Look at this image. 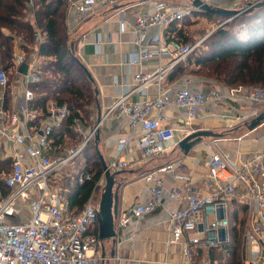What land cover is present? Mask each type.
Here are the masks:
<instances>
[{
	"label": "built area",
	"instance_id": "obj_1",
	"mask_svg": "<svg viewBox=\"0 0 264 264\" xmlns=\"http://www.w3.org/2000/svg\"><path fill=\"white\" fill-rule=\"evenodd\" d=\"M119 1L69 0V12L74 18L70 28L78 27ZM202 1L210 5L213 0ZM255 2L233 0L232 10L244 12ZM139 5L143 7L134 14L132 22L136 51L128 56L127 62L134 66L152 59L158 62L152 70L134 73L132 86L108 109L106 116L124 119L129 130L118 141V151L137 147L146 160L160 157L177 146V133L181 140L199 130L194 125L208 107L235 101L248 103L251 112L246 116V124L264 115V86L206 90L203 83L190 78L167 85L173 70L185 64L203 40L184 43L167 36L166 32L173 24L192 16L197 8L167 1H142ZM119 24L123 31L125 23ZM15 43L13 64L18 79L11 82L9 71L0 67V144L6 158L12 159L11 171L5 178L9 192L0 191V264H100L103 242L91 229L98 223L100 200L96 198V191L105 183L104 170L82 208L68 207L61 189L55 186L58 175L74 163L87 143L95 138L96 130L85 134L84 123L76 118L73 131L84 140L64 153H55L52 135L69 118V107L51 101L45 112L30 108L35 99L31 86L41 81L38 69L42 58L35 53L28 57L18 41ZM26 62H29V71L22 75L19 69ZM153 86L157 92L150 96ZM10 89L15 101L12 110L7 108ZM167 110L184 111L183 126L176 128L168 125L165 118L153 116L155 112ZM128 165L126 160L116 159L108 167L116 172ZM180 168V162H175L145 174L147 199L134 205L119 226L128 228L134 218L166 210L165 222L172 234L169 244L181 247L184 264H196L195 255L199 250L230 242V208L237 201L244 206L248 217L243 231L242 264H264V150L238 154L235 159L222 151L215 152L208 160L206 176L210 187L207 192L197 190ZM167 172L173 174L176 182L170 187L166 186L163 176ZM93 178L94 173L89 170L77 176L80 184ZM166 200L176 203L177 207L170 208ZM221 214L224 217L220 219ZM208 215L213 217L212 221ZM135 237L133 232L132 238Z\"/></svg>",
	"mask_w": 264,
	"mask_h": 264
},
{
	"label": "crops",
	"instance_id": "obj_2",
	"mask_svg": "<svg viewBox=\"0 0 264 264\" xmlns=\"http://www.w3.org/2000/svg\"><path fill=\"white\" fill-rule=\"evenodd\" d=\"M142 1H167L184 6H192L194 2V0H120L117 5L98 11L95 15L83 21L78 27L72 29L70 26L74 23V18L69 12L68 0L67 28L70 41L74 45L76 56L89 70L95 92L97 91L94 104V118L96 121L92 126L93 130H96L99 110L103 116L99 126L100 140L97 143L95 142L96 151L101 154L108 165L116 159L126 160L129 163L128 167L122 170L123 173L116 176L117 185L115 190L119 196L118 216L115 220L117 237L115 241L107 240L103 242L101 249L103 260L100 264H184L181 247L169 244L172 234L165 222L166 210L159 209L143 218H134L128 228L119 226L126 213L134 205L146 201L148 183L143 178L145 174L163 165L180 162L181 172L191 179L194 187L199 191L207 192L210 187V181L206 176L208 160L215 152L222 151L230 158L235 159L238 154L264 150V122L252 131L247 128L248 132L243 136L231 138V143H228V139L224 138V131L236 135L241 130V126L246 124L244 123L246 116L251 112L250 104L235 101L223 104L220 107H208L203 111V117L195 123L194 127L199 130H212L215 133L223 134V136L211 138L218 140L215 144L213 143L214 140L205 138L200 144L193 147L187 156L183 155L178 146H175L166 154L151 160L144 159L141 150L137 147L126 149L122 153L118 151V141L124 138L129 130L124 119L117 118L114 115L106 116L108 109L132 86L134 73L141 69L152 70L158 62L157 59H152L138 66L129 65L127 62L128 56L136 51V46L133 44L132 22L134 14L143 7L139 5ZM233 4V0H213L210 6L230 10L234 7ZM211 17L196 10L192 16L173 24L166 32L167 36L174 39L179 34L182 36L181 38H183L184 34L187 35L184 21L189 19H218L219 23L223 25L221 22H223L224 18L213 15ZM120 21L125 23L123 31L120 30ZM219 27H215L213 32ZM17 41V39L14 41L13 52ZM20 49L23 51L21 46ZM180 66L184 68V64ZM14 70L13 64V67L9 69V73L16 80L19 76ZM184 78L190 77H184L183 73L181 77L175 80L172 78L169 80L168 78L167 85L177 84ZM196 83H203L206 90L214 87L227 88V86H221L213 82L196 81ZM156 92L157 89L154 86L149 90L150 96H153ZM14 103V99L9 95L7 108H12ZM153 116L165 118L170 126L176 128L183 126L184 111L167 110L155 112ZM83 129L85 134H88L89 130H91L86 126ZM179 141L180 136L177 133L175 143ZM163 176L166 179L167 187L176 183L172 173L167 172ZM177 184L180 185L181 182ZM165 203L170 208L174 209L177 207L176 203L169 200H166ZM232 206L233 202L230 211ZM91 231L99 235L98 223L93 226ZM133 232L136 234L135 238H132ZM197 255L198 264H211L207 258V250H199Z\"/></svg>",
	"mask_w": 264,
	"mask_h": 264
},
{
	"label": "trees",
	"instance_id": "obj_3",
	"mask_svg": "<svg viewBox=\"0 0 264 264\" xmlns=\"http://www.w3.org/2000/svg\"><path fill=\"white\" fill-rule=\"evenodd\" d=\"M67 9L68 0H32L31 3L29 0H0L1 68L8 72L13 67V45L17 39L27 56L35 53L44 61L43 67L39 68L42 80L31 86L35 99L30 108L45 112L49 101L69 107V118L52 135V145L55 148H60L66 138L77 136L73 131V120L76 118H80L85 124L90 122L94 125L96 121L94 84L76 61L75 51L72 52L67 28ZM207 16L212 18L211 15ZM224 22L225 19L221 22L223 25L205 40L209 50L199 54L194 65L202 68L199 73L206 74L204 79L207 83L213 82L227 88L244 86L252 89L264 86V5L225 24ZM181 37L179 34L174 39L189 43L187 35ZM183 73L182 67L178 66L168 78L175 80ZM12 76L10 74V81ZM93 141L95 145V140ZM88 147L87 143L76 158L85 157V164L82 169L79 167L75 171L72 181L65 176L61 178L64 182L61 193L70 208H82L96 183L102 178L103 168L96 146L91 147L95 152L91 157L85 155ZM58 150L56 153L61 154ZM11 167L12 159L0 158V191L4 194L9 192L5 178ZM88 170L94 173V178L83 184L78 183V173ZM59 181L58 178L55 183ZM233 202L236 207L233 218L236 221L239 204L237 201ZM240 207L245 211L244 206ZM231 233L233 243L227 242L218 248L207 250V258L211 264H242L244 244L236 223L231 227Z\"/></svg>",
	"mask_w": 264,
	"mask_h": 264
},
{
	"label": "water",
	"instance_id": "obj_4",
	"mask_svg": "<svg viewBox=\"0 0 264 264\" xmlns=\"http://www.w3.org/2000/svg\"><path fill=\"white\" fill-rule=\"evenodd\" d=\"M264 5L263 0L256 1L251 7H249L244 12H239L236 10H226L220 8H213L212 6L208 5L207 3L203 2L202 0H194L193 6L197 8V11L204 15H213L219 16L225 19V23L231 21L235 17L252 12L254 9L261 7ZM72 52L74 53V45L71 44ZM76 61L80 65V67L86 72L87 76L92 80L91 74L87 67L80 61V59L75 56ZM28 72V66L23 64L20 69L19 73L22 75H26ZM97 93V91H96ZM103 120V116L101 111H98L97 117V124H96V134H95V142H99L100 140V129L99 126ZM264 122V115L255 118L254 120L250 121L249 123L245 124L248 130L252 131L260 126ZM223 134L215 133L212 130L208 129H200L195 131L193 134L181 139L177 146L179 150L183 153V155L187 156L190 150L195 147L196 145L200 144L205 138H219L222 137ZM102 168L105 172V186L103 192L101 194V198L99 201V210H98V231H99V238L102 242L107 240H116L117 232H116V225L115 220L118 216V208H119V196L118 192L115 190V186L117 185L116 176L122 174V171L112 172L108 167V164L105 162L104 158L101 154L97 151ZM224 215H220V219L223 218ZM202 230V227L200 228Z\"/></svg>",
	"mask_w": 264,
	"mask_h": 264
},
{
	"label": "rangeland",
	"instance_id": "obj_5",
	"mask_svg": "<svg viewBox=\"0 0 264 264\" xmlns=\"http://www.w3.org/2000/svg\"><path fill=\"white\" fill-rule=\"evenodd\" d=\"M222 24L219 23V20L218 19H213V20H209V19H198V20H195V19H189V20H185L184 21V28H186L185 30H187V36L190 38V41L189 42H197L199 40H203L205 41L212 33H213V30L215 29V27H219L221 26ZM207 42L205 41L204 43L202 42L200 44L199 47H197L194 52L191 54V56L189 57V59L187 60V62L184 64V68H182L183 72H184V77H190V78H193V80H196V81H205V75L204 73L200 74V70L202 71V68L199 67V66H196L194 65V62H195V59L196 57L201 54V53H204L205 50H209L207 44ZM29 57V56H28ZM43 59L41 60V62L39 63L40 64V67L42 68L44 63H43ZM0 67H2L0 65ZM47 75L49 74V72L46 73ZM49 76V75H48ZM14 81V76H12L11 78V82ZM10 92H11V89L9 90L8 92V97L10 95ZM10 110H12L10 107H8ZM85 124V123H84ZM86 127H88V129H91L89 131H92L93 130V125L92 123L90 122H86V124L84 125ZM246 125H242L241 126V130L239 132L236 133V135H232L231 132H226L224 131L223 134L224 135V138L225 139H228V143H231V138H236V137H240V136H243L245 133H247V127H245ZM230 138V139H229ZM83 137H78V136H74V137H68L65 139L63 145L59 148V147H56V150H59L57 151L58 153H64L66 152L68 149L72 148V147H77L79 146V144L81 143V141H83ZM94 138L92 140H90L88 142V151L85 153V155L87 154L88 156H93V154H95L94 150L92 148H94L95 145H93V141ZM208 140H215V139H211L209 138ZM92 147V148H91ZM64 150V151H63ZM225 150V148H224ZM63 151V152H62ZM83 157V156H82ZM80 157L78 158L76 161H74V163H72L71 165L67 166L66 168H64L61 173L58 175L59 176V179L60 181L55 185L58 189H61L63 188V184L64 182H62L61 178H63L64 176L66 178H70L71 181L73 179V176H75V171L77 172L78 171V168L80 167V169L83 168V165L85 164V157ZM0 158L3 160V159H7L6 156H5V150L3 148V146L0 144ZM92 164V162L90 163ZM79 169V170H80ZM104 186H105V183L103 182V185L100 186V188L96 191V198L98 197V199L100 200L101 198V194L103 192V189H104ZM237 203V202H236ZM235 203L233 202V206H232V209L230 211V220H231V223H232V227L235 225L236 223V227L240 230V239H241V242L244 244V237H243V231L247 225V221H248V217H247V211H243L242 208L239 206L238 208V213H237V220L234 221V218H233V215H234V212L236 210V207L234 205ZM208 220L209 221H212L213 220V217L212 216H209L208 217ZM243 224V227L241 226ZM241 227H242V230H241ZM231 234V237H230V243H233V240H232V233L230 232Z\"/></svg>",
	"mask_w": 264,
	"mask_h": 264
},
{
	"label": "bare ground",
	"instance_id": "obj_6",
	"mask_svg": "<svg viewBox=\"0 0 264 264\" xmlns=\"http://www.w3.org/2000/svg\"><path fill=\"white\" fill-rule=\"evenodd\" d=\"M25 64L28 66V71H29V62H26ZM38 73H39V75L41 77V72L39 71V69H38ZM41 80H42V77H41Z\"/></svg>",
	"mask_w": 264,
	"mask_h": 264
}]
</instances>
